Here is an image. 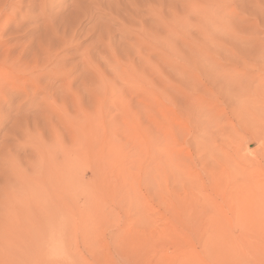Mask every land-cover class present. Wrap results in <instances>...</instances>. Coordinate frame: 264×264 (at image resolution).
I'll return each instance as SVG.
<instances>
[{"label":"rangeland","instance_id":"1","mask_svg":"<svg viewBox=\"0 0 264 264\" xmlns=\"http://www.w3.org/2000/svg\"><path fill=\"white\" fill-rule=\"evenodd\" d=\"M0 86V264H264V0H0Z\"/></svg>","mask_w":264,"mask_h":264},{"label":"bare ground","instance_id":"2","mask_svg":"<svg viewBox=\"0 0 264 264\" xmlns=\"http://www.w3.org/2000/svg\"><path fill=\"white\" fill-rule=\"evenodd\" d=\"M107 1H109L110 2V0H107ZM153 7H155V6H152V8ZM151 8V7H150ZM156 23H157V25H161V23H162V19L161 18H158V19H156ZM123 25H125V26H128V24L126 25V24H123ZM142 36V35H141ZM66 42V41H65ZM132 45H134L133 43H132ZM131 47H134V46H131ZM0 88H1V86H0ZM167 118V117H166ZM168 119V118H167ZM169 122V121H168ZM258 136H260V135H258ZM251 137V136H250ZM249 138V137H248ZM252 138V137H251ZM260 139H261V137H259ZM245 141H250V139H246ZM263 141V140H262ZM261 142V141H260ZM240 149V148H239ZM168 155H169V153H167ZM243 155V154H242ZM167 156V155H166ZM166 158V157H165ZM172 158V157H171ZM171 158H169L168 156H167V160H168V163L169 162H171L172 160H171ZM243 170V169H242ZM259 170V169H258ZM260 171V170H259ZM264 171V170H263ZM262 171V172H263ZM261 172V173H262ZM249 173V172H248ZM247 174V173H246ZM247 197V196H246ZM246 200H248L247 198H246ZM246 202H248V201H246ZM255 202V201H254ZM261 202V201H260ZM170 203V202H169ZM261 204V203H260ZM242 205V204H241ZM245 206V205H244ZM260 206V205H259ZM176 207V206H175ZM243 207V206H242ZM241 208V207H240ZM262 208V207H261ZM176 209V208H175ZM174 210V209H173ZM179 209H177V211H178ZM175 212H176V210H174ZM253 211V210H252ZM264 211V210H263ZM177 213H180V210H179V212H177ZM177 215V214H176ZM50 216V215H49ZM48 217V216H47ZM46 229H49V227L47 226V224H46ZM58 249V248H57Z\"/></svg>","mask_w":264,"mask_h":264}]
</instances>
